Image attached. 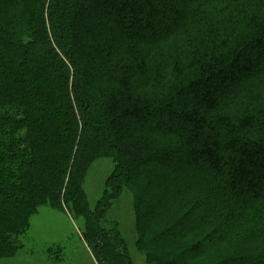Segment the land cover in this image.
Segmentation results:
<instances>
[{
    "label": "trees",
    "instance_id": "obj_1",
    "mask_svg": "<svg viewBox=\"0 0 264 264\" xmlns=\"http://www.w3.org/2000/svg\"><path fill=\"white\" fill-rule=\"evenodd\" d=\"M123 191L147 264H264V0H0V260L48 207L132 264Z\"/></svg>",
    "mask_w": 264,
    "mask_h": 264
},
{
    "label": "rangeland",
    "instance_id": "obj_2",
    "mask_svg": "<svg viewBox=\"0 0 264 264\" xmlns=\"http://www.w3.org/2000/svg\"><path fill=\"white\" fill-rule=\"evenodd\" d=\"M59 9L57 7L58 11ZM115 166L114 159L108 157L99 159L91 167L85 188L92 207L102 198ZM136 217L133 197L129 192L123 191L119 199L110 202L104 224L108 229L118 226L122 237L129 244L132 264H147L145 246L136 245L139 235L138 230L136 232ZM85 223L82 217L69 211L58 212L56 209L42 208L31 218L28 232L18 239L23 248L16 258L0 260V264H103L94 250L97 246L86 239ZM228 232L226 241L223 240L218 247L224 246L222 248L227 249L225 252L230 253L246 245L249 234L246 229L233 226Z\"/></svg>",
    "mask_w": 264,
    "mask_h": 264
}]
</instances>
